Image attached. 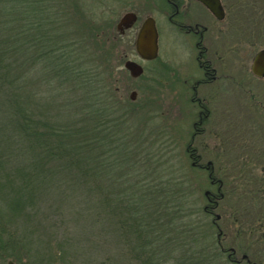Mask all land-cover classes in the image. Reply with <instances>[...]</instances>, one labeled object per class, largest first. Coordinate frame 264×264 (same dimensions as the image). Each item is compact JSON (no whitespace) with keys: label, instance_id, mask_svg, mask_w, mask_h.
<instances>
[{"label":"rangeland","instance_id":"374dc122","mask_svg":"<svg viewBox=\"0 0 264 264\" xmlns=\"http://www.w3.org/2000/svg\"><path fill=\"white\" fill-rule=\"evenodd\" d=\"M129 1L100 0L99 12L95 13L106 28L104 33L113 37L111 68L106 61L102 69L104 80L115 89L113 96L122 103L119 106L125 117L121 119L124 125L119 135L125 133L132 152L136 151L137 167L131 169L136 168L131 177L137 175L130 181L134 183L141 176L155 185V180L168 178L182 189H192V201H197L196 206L190 207L189 217H176L159 230L164 236L159 249L169 260L167 264H222L218 259L217 263L206 257L193 259L189 255L192 246L195 249L207 246L209 252L221 256L223 263L222 248L237 249L239 257L247 250L252 261L264 264V221H258L260 217L264 220V108L260 107L261 102L264 104V79L251 72L256 54L264 47V37H256L258 27L264 28V23L259 26L264 22L260 18V4L264 0H223L228 9L225 23L219 24L223 34L221 38L210 37L208 46L219 74L231 79L227 81L226 92L221 91L223 87L219 88L218 83L198 90V98L205 101L212 115L203 135L194 139L198 105L191 102L193 92L184 83L201 76L194 61L197 51L191 50L188 38V44L184 45L183 40L172 39L165 33V14L156 9L160 7L159 0H137L139 6H133L137 7L139 22L120 35L118 22L134 9L126 4ZM149 16L157 21L160 33L159 57L145 62L136 52L135 40L142 22ZM227 25L231 29L228 35L224 31ZM217 28L216 24L214 29ZM247 28L250 34L245 44L243 33ZM224 47L230 51L222 58ZM88 49L96 57L94 45ZM128 60L144 67L141 77H131L124 67ZM2 124L0 120V127ZM223 130L228 134L226 143ZM214 133L220 134L215 140ZM193 150L197 158L190 157L188 151ZM54 163L45 168L47 175L53 177L52 189L59 193L69 187H82L73 174ZM209 163L214 168L211 179L208 171L202 169ZM122 184L117 182L113 186ZM207 191L223 195L211 213L206 211L211 208ZM50 197L42 205L44 216L31 217L26 223L33 238L31 254L26 257L24 252L20 264H32L38 242L42 243L45 256L48 255L46 264H102L105 260H111L109 264H138L130 257L132 251L121 231L114 228L112 232L104 217H68L71 209L62 217L56 211L61 205ZM218 216L220 220L215 218ZM184 228L191 231L187 233ZM10 263L17 264L12 259L5 262Z\"/></svg>","mask_w":264,"mask_h":264},{"label":"trees","instance_id":"16d2710c","mask_svg":"<svg viewBox=\"0 0 264 264\" xmlns=\"http://www.w3.org/2000/svg\"><path fill=\"white\" fill-rule=\"evenodd\" d=\"M98 1L0 0V264H20L24 252L29 257L26 223L44 216L50 196L62 217L69 209L68 217H104L138 264H167L159 230L196 206L192 189L168 178L155 185L141 176L130 181L136 151L119 135L122 103L104 80L102 64L111 68L114 44L95 13ZM93 45L97 58L88 49ZM53 162L82 187L52 189L45 168ZM41 247L38 242L32 264L48 261ZM204 247L192 246L190 257L224 264Z\"/></svg>","mask_w":264,"mask_h":264},{"label":"flooded vegetation","instance_id":"af4514ba","mask_svg":"<svg viewBox=\"0 0 264 264\" xmlns=\"http://www.w3.org/2000/svg\"><path fill=\"white\" fill-rule=\"evenodd\" d=\"M159 1H160V7L159 8L156 7V9L160 10L162 14H165V19H164L165 20V26H164L165 33L171 36L172 39L176 37V38L183 40L184 45L188 44L186 43L187 38H188L190 40L189 45H190L191 50L197 51L194 61L196 62L198 68L201 71V76L197 79H194L192 82L185 81L184 83L186 87L193 92L191 102L196 103L198 105L199 112L197 113V121H195V123L193 124V128H194L193 139H194L196 136L203 135V133L206 130L205 126L208 124L211 118V115H212V111L208 109L207 105L205 104V101L198 98L197 96L198 90L201 87H204L207 85H215L216 83H218L219 88L223 87L221 91L226 92L228 90L227 81L231 79L229 76L219 74L220 73L218 72L219 69L215 67L214 62L212 61L213 59L210 57L209 46H208V42L211 39L210 37L212 38L222 37L223 33L221 29L223 27H220L219 24L225 23L228 17V9L227 7H225L223 0H221L223 7H224V11H225V16H224V19L219 20L203 3H201L198 0H159ZM118 2H121V1H118ZM127 3H129L131 7L134 4L135 6L136 5L139 6L137 0H131L129 2H126V4ZM135 6L132 7L134 8L133 10H130L126 14L135 13L138 15V12L136 10L137 7ZM260 18L264 20V2L263 1H261V4H260ZM119 22L117 24V30L120 35H124L126 34L127 31L131 30L129 29V30H126L124 33H121V31H119L118 29ZM138 22H139V16H138V21L136 22V24ZM263 23L264 22L259 23V26H261ZM216 24L218 28L214 29ZM227 26L228 27L224 30L226 35L229 34V29H230V26L229 25ZM162 34H164V32H162ZM243 34H244V42L245 44H247V39L250 34L249 29L247 28V31L245 30ZM256 37H259V39H263L264 28L258 27V30H256ZM223 50H224L223 55L221 56L222 58L224 56L226 57L227 51L228 52L230 51L225 47L223 48ZM262 50H264V47L260 51ZM222 60H225V58L224 59L219 58V61H222ZM251 72H252V69H251ZM245 75L246 73H244L242 76H245ZM255 77L258 79H264V77L262 78L257 77V76ZM241 81H242V77H241ZM242 83L244 82L242 81ZM260 107H261V110H263L264 104L262 102L260 103ZM217 133H214V136H213L215 137L214 140L217 139L218 136L220 135V134L218 135ZM223 135L225 136V138L224 137L223 138L226 143L228 140V137H227L228 134L224 132V130H223ZM188 152L190 153V157L191 156L194 158L196 157L194 150L188 151ZM195 165H198V164L195 163ZM211 165L212 163H209L207 167L202 168L208 171L210 179L212 177L211 171L214 170V168L211 167ZM211 183L212 185H215L214 179L211 180ZM222 196H223L222 194H214L211 192L209 193L207 198H208L211 208L209 209L207 207L206 211L208 213H211L210 211L218 206V200ZM215 218L217 220H220L221 217H219V219L218 217H215ZM215 221L216 220L214 219L213 223L216 224ZM258 221L262 222L264 220H262V217H260ZM220 239L221 238H219V240ZM250 246L255 248L253 243H251ZM222 253L224 254V258H225L224 264H260L259 262H255V261H252V259H250L247 250H244V253L242 254L241 257H239L238 255L239 252L235 248H228V249L222 248Z\"/></svg>","mask_w":264,"mask_h":264},{"label":"water","instance_id":"95a60500","mask_svg":"<svg viewBox=\"0 0 264 264\" xmlns=\"http://www.w3.org/2000/svg\"><path fill=\"white\" fill-rule=\"evenodd\" d=\"M198 1L203 3L219 20L224 19L225 11L221 0ZM137 21V14H125L119 22L118 29L121 33H124L126 30L132 29ZM135 49L142 61L150 62L159 57V32L154 17L150 16L146 18L140 26L135 40ZM124 67L133 78H139L144 74V67L135 61H126ZM251 69L255 76L264 77V50L257 53ZM135 94V92L132 93L131 98L133 100L135 99ZM209 193L210 192L207 191L206 196H208Z\"/></svg>","mask_w":264,"mask_h":264}]
</instances>
